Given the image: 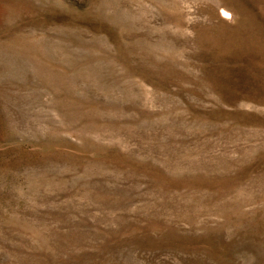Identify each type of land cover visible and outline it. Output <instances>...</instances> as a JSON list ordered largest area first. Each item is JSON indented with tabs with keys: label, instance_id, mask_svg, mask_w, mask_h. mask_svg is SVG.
I'll return each instance as SVG.
<instances>
[{
	"label": "rangeland",
	"instance_id": "1",
	"mask_svg": "<svg viewBox=\"0 0 264 264\" xmlns=\"http://www.w3.org/2000/svg\"><path fill=\"white\" fill-rule=\"evenodd\" d=\"M0 264H264V0H0Z\"/></svg>",
	"mask_w": 264,
	"mask_h": 264
}]
</instances>
